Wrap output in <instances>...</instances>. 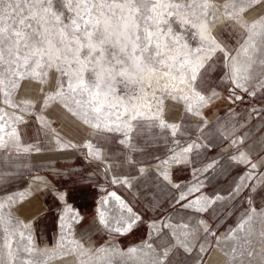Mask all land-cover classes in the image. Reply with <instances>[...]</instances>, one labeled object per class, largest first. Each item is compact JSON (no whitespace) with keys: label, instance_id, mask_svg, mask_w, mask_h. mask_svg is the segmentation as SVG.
I'll return each mask as SVG.
<instances>
[{"label":"snow or ice","instance_id":"6c2138e0","mask_svg":"<svg viewBox=\"0 0 264 264\" xmlns=\"http://www.w3.org/2000/svg\"><path fill=\"white\" fill-rule=\"evenodd\" d=\"M221 90L264 104V0H0V264H210L213 249L224 264H264V137L248 144L231 107L209 118ZM81 127L90 135L77 143ZM42 136L97 162L70 174L78 188L55 189L51 246L41 210L23 215L25 192L13 191ZM101 175L135 189L142 210ZM97 187L89 224L74 201ZM141 227L138 243H116ZM93 229L106 245L87 246Z\"/></svg>","mask_w":264,"mask_h":264},{"label":"rangeland","instance_id":"374dc122","mask_svg":"<svg viewBox=\"0 0 264 264\" xmlns=\"http://www.w3.org/2000/svg\"><path fill=\"white\" fill-rule=\"evenodd\" d=\"M217 3L222 4L223 0H217ZM258 9H253L250 15L255 16ZM217 23H220L219 21ZM237 95H243L242 92H237ZM221 100L217 101L212 107L211 111L208 113L209 118L216 115L221 117L225 116L229 107L235 109L236 113L243 116L244 119H248L247 126L239 133L243 135L244 133H249L250 139L247 141L248 144L253 145L254 148H259L261 145L256 143L260 137H264V129L257 131L261 124H264V119L261 118H249L248 111L252 107L260 108L264 107V104H260L256 99L244 97V101H236L235 103H230L227 99L228 92L221 90ZM244 119L240 122L243 123ZM65 122L71 127L75 128V123L73 118L65 114ZM59 128V125L56 126ZM230 130V129H229ZM90 132L87 129L80 128L79 131H73L71 136L75 139V142L80 143L81 138L89 137ZM119 135V134H114ZM51 137H40L41 143L39 145L41 151L36 153L33 150L24 159L29 165L27 169L23 172V180L18 182L13 191L25 192L27 197V202L22 206L23 215H30L36 212L37 209L41 210L40 215L42 218V223L40 224V231L43 232V241L51 246V238L55 236L58 231L57 228L53 226L54 218L56 217L59 208L56 205L55 189L67 190L68 188H78V184H74L73 181L79 179L78 176H72L71 173H84L85 176L96 170L97 162L85 158L86 150L84 148L73 149L71 147L63 148L54 143H49ZM67 139V137H65ZM95 142V137L93 136ZM227 147V144H221V148ZM215 153L209 152V155H214ZM39 177L40 179H35ZM100 183L108 190H116L122 198H124L129 203L133 204L136 210H142V204L136 202L133 198V192L135 189L127 190L119 185H109L104 181V177L101 175L99 177ZM105 193L100 190L99 187L95 189L94 195H89L87 199L82 198L79 194L76 195L74 204L80 206L79 210L81 214L86 215L88 218V223L91 224L97 207V202L99 197ZM73 202V201H70ZM115 204L114 201L110 202L109 207ZM152 215V213H149ZM46 217V219H44ZM228 226L227 223L220 226V231L223 232ZM74 235L77 239L81 238L83 233L82 228H77L73 225ZM146 227H141L137 232L127 235L120 236L116 238V243L120 247H127L132 243H138L140 239L143 238L146 233ZM87 235L91 236L90 243L87 245L89 247H99L101 245H106L111 239L109 234L100 230L97 232L93 229ZM43 246V245H41ZM225 256L213 249L210 258V264H224ZM78 256L68 255L67 257H57L52 259L49 264H77Z\"/></svg>","mask_w":264,"mask_h":264},{"label":"bare ground","instance_id":"6f19581e","mask_svg":"<svg viewBox=\"0 0 264 264\" xmlns=\"http://www.w3.org/2000/svg\"><path fill=\"white\" fill-rule=\"evenodd\" d=\"M111 191H116V190H111ZM118 195H120L118 192H117ZM124 199V198H123Z\"/></svg>","mask_w":264,"mask_h":264},{"label":"crops","instance_id":"0c3cea01","mask_svg":"<svg viewBox=\"0 0 264 264\" xmlns=\"http://www.w3.org/2000/svg\"><path fill=\"white\" fill-rule=\"evenodd\" d=\"M122 197H123V196H122ZM42 235H44L43 232H42Z\"/></svg>","mask_w":264,"mask_h":264}]
</instances>
